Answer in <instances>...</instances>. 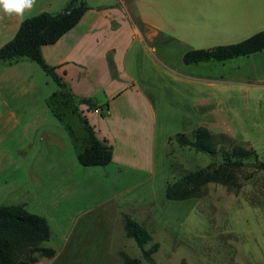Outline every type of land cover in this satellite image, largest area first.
<instances>
[{
	"label": "crops",
	"instance_id": "obj_1",
	"mask_svg": "<svg viewBox=\"0 0 264 264\" xmlns=\"http://www.w3.org/2000/svg\"><path fill=\"white\" fill-rule=\"evenodd\" d=\"M67 1L36 0L24 19L40 13L55 14ZM83 1L87 10L77 24L54 44L41 47V56L71 95L89 98L94 103L92 112L84 110L83 116L80 115L92 128L95 137L111 147L109 164L103 167L80 166L76 155L84 147L77 151L68 143L55 145L56 151L52 153V142H44L43 149L40 134L47 132L50 124L44 102L57 87L35 63H19L20 69L26 70L25 73L11 72L12 67L9 72L0 69V146L9 147V154L14 156H0V164L9 165L0 169V179H15L18 169L30 172L33 164H44L41 170H44L46 179L58 180L55 191H43L40 195L43 199L38 203L37 213L46 220L50 237L39 244L41 252L31 255L35 260L32 264H122L121 254L130 256L124 249L125 242L130 238L124 234L121 216L125 214L139 222L132 216L131 209L118 199V195L130 187L129 182L138 178L137 175L141 173L142 176L145 164L153 165L154 137L159 113H162L164 106L160 102V87L172 91L174 97L178 87L179 91L184 90L187 100V119L184 123L190 126L191 131L197 127L214 131L216 123H222L221 119L214 117L220 116V100L226 97L224 93L232 97V93L239 92L241 86L251 81L245 76H234V73L243 68L246 62H250V68L254 71L264 53L263 49L248 56L216 62L231 68L227 76L189 73L185 81H180L166 72L168 66L163 62H159L163 65L160 69L150 58L158 48V52L166 57L168 45L174 39L160 24L150 22L143 15L138 17L139 21H135L126 7L131 0ZM225 7L238 13L236 24L223 31H204L199 35V41L207 42L223 35L237 36L264 22V0H233ZM114 13L126 23L115 24ZM21 21L7 16L0 18V47L14 36ZM146 53L151 54L148 61L145 59ZM34 76H42L44 85L50 86L44 90V98L38 103L33 99L37 93L32 85ZM263 80V74H256L251 85H258ZM94 110L98 113H94ZM34 130L39 139L32 141L29 135H33ZM132 139L148 140L146 162L140 161L141 158L137 161L132 153L125 154L129 147L127 140ZM119 148H124V151L116 152ZM75 179L77 182L74 183ZM80 181L86 193L100 197L101 201L82 203L78 190ZM13 191L2 190V194L10 196ZM55 192L62 193V198L66 196L67 202L64 199L61 203L55 200ZM78 196L82 199L81 203ZM112 198L116 204H106ZM19 205L25 210L30 207L26 201ZM44 250L51 251L52 255H44ZM133 254L135 257L130 258L137 259L141 253Z\"/></svg>",
	"mask_w": 264,
	"mask_h": 264
},
{
	"label": "rangeland",
	"instance_id": "obj_2",
	"mask_svg": "<svg viewBox=\"0 0 264 264\" xmlns=\"http://www.w3.org/2000/svg\"><path fill=\"white\" fill-rule=\"evenodd\" d=\"M232 2L233 0H131L126 3V7L135 21H139L138 17L143 15L150 22L160 24L174 39V42L168 45L166 57L158 52V48L152 55L146 53L145 59L148 61V56L151 55V60H154L160 69L164 63L168 66L166 72L171 77L185 81V76L189 73L227 76L232 71L227 64L223 66L222 63L216 62L183 64L181 56L185 52L234 44L264 30L263 22L237 36L223 35L207 42L199 41V35L204 31H223L236 24L238 13L225 7ZM113 17L115 24L126 23L117 13H114ZM25 62L33 63L20 58L12 62H0V69L9 72L12 67L11 72L25 73L26 70H21L19 66V63ZM263 64L264 53L258 64L256 63L254 71L250 68V62H246L243 68L234 73V76H245L251 81L246 86H241L239 92L232 93V97H227V93H224L225 98L219 95L222 98L220 116L214 118L221 119L222 123H216L215 130L209 131L213 135H225L234 144L251 148L256 153V159L245 161V165L237 174L238 189L208 183L203 187L199 198L170 201L163 197V192L167 183L183 174L204 168L210 162L217 163L220 160L219 148L229 149V142L219 144L217 153L212 156L179 146L174 140L175 136H189L192 132L190 126L184 123L187 119L184 90L181 92L178 87L174 97L172 91H165L163 86L160 87V102L164 104V108L162 107V113H159L160 119L154 137L153 165L145 164L142 176L141 173L137 175L138 178L129 182L130 187L127 186L128 188L118 195L124 206L131 209L132 216L147 228L151 243H157L159 246L149 262L139 254L136 257L139 264H264V189L261 188L264 171L258 167V163L264 164V80L258 85H251L256 74L264 75ZM41 77L34 76V84L32 83L36 88L34 92L37 91L33 96L37 103L44 98V90L50 87L44 85ZM50 85L54 86L51 82ZM98 98L101 99L100 93ZM44 105L50 117V124L48 131L40 134L43 149L44 142H52V153L56 151L55 145L61 143H68L77 151L84 147L86 134L83 125L72 112L70 101L61 95L59 88L48 96ZM76 109L81 111L82 116L84 110L92 112V108L83 105H76ZM29 139H39L36 130L33 135H29ZM148 143V140H127L129 147L125 154L132 153V157H137V161L141 158L140 161L146 162ZM123 149H116V152H123ZM10 151L9 147L0 146V156L13 158V154H9ZM33 165L30 172L18 169L15 179H0V205H19L20 202L26 201L30 206L26 211L40 216L37 213L38 203L43 199L40 195L43 191H55L58 188V180L46 179L44 170H41L44 164ZM7 167L9 165L0 164V169ZM82 182L78 190L83 202L80 196L78 202H100V197L86 193ZM2 190L15 191L10 196H4ZM61 194L55 192V200H60L61 203L64 199L67 202L66 196L62 198ZM106 204L115 205L116 202L112 198ZM128 240L124 249L129 257H135L133 252L138 254L140 250L131 239ZM25 256L24 254L21 258L25 259Z\"/></svg>",
	"mask_w": 264,
	"mask_h": 264
},
{
	"label": "trees",
	"instance_id": "obj_3",
	"mask_svg": "<svg viewBox=\"0 0 264 264\" xmlns=\"http://www.w3.org/2000/svg\"><path fill=\"white\" fill-rule=\"evenodd\" d=\"M87 10L83 0H68L55 14L40 13L23 19L14 36L0 47V62H12L20 58L35 63L57 88L61 95L70 101L72 112L83 125L86 134L84 148L76 155V161L83 167H103L112 158L111 147L99 141L86 123L76 105L94 108L89 98H76L60 81L54 69L47 66L41 56V47L54 44L63 34L72 29ZM264 49V30L234 44L215 46L209 49H194L181 56L183 64L203 62H223L229 59L244 57ZM64 89V91H63ZM179 146H186L196 153L215 155L218 145L229 142V149L219 148L220 160L210 162L204 168L183 174L166 184L163 197L170 201H184L199 198L202 189L208 183L220 184L238 189L237 174L245 161L256 159L251 148L234 144L223 134L213 135L202 127L194 129L189 136L178 134L174 138ZM264 171V164L258 163ZM264 189V180L261 183ZM122 228L127 238L132 239L147 262L158 250L157 243H151L147 230L128 215H122ZM50 231L46 220L36 214L27 212L21 205H0V264H32L34 252H41L39 244L48 241ZM149 247L145 248L147 244ZM26 255L25 259L21 258ZM44 255L52 252L44 250ZM122 264H139V261L121 254ZM180 264H184L183 262Z\"/></svg>",
	"mask_w": 264,
	"mask_h": 264
},
{
	"label": "clouds",
	"instance_id": "obj_4",
	"mask_svg": "<svg viewBox=\"0 0 264 264\" xmlns=\"http://www.w3.org/2000/svg\"><path fill=\"white\" fill-rule=\"evenodd\" d=\"M36 0H0V18H16L23 20L25 13L31 11Z\"/></svg>",
	"mask_w": 264,
	"mask_h": 264
},
{
	"label": "built area",
	"instance_id": "obj_5",
	"mask_svg": "<svg viewBox=\"0 0 264 264\" xmlns=\"http://www.w3.org/2000/svg\"><path fill=\"white\" fill-rule=\"evenodd\" d=\"M93 112H94V113H98V111H97V110H94Z\"/></svg>",
	"mask_w": 264,
	"mask_h": 264
},
{
	"label": "water",
	"instance_id": "obj_6",
	"mask_svg": "<svg viewBox=\"0 0 264 264\" xmlns=\"http://www.w3.org/2000/svg\"><path fill=\"white\" fill-rule=\"evenodd\" d=\"M63 91H64V89H63Z\"/></svg>",
	"mask_w": 264,
	"mask_h": 264
}]
</instances>
